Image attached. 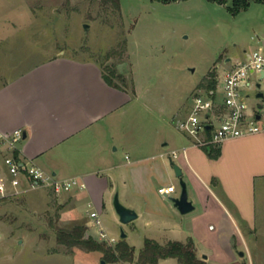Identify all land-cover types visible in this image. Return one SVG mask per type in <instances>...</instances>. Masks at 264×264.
<instances>
[{"label": "rangeland", "instance_id": "rangeland-1", "mask_svg": "<svg viewBox=\"0 0 264 264\" xmlns=\"http://www.w3.org/2000/svg\"><path fill=\"white\" fill-rule=\"evenodd\" d=\"M119 4L120 10L102 0H0V83L59 54L97 60L104 70L115 68L125 75V86L138 92L133 104L142 103L140 118L154 134L158 131L170 146L183 138L191 141L176 123L188 115L194 94L207 93L208 76L219 75L243 49H264V1L249 0L246 8L236 7L234 0H119ZM215 88L221 101V89ZM249 92L247 102L253 108L255 87ZM236 138H252L254 149L249 140L248 148L230 141L217 156L207 154L220 174L215 190L231 211L227 195L250 216L254 231L250 233L244 221L240 227L257 238V249L264 255V133ZM9 154L0 145L3 167ZM177 188L180 191L178 177ZM69 193L38 188L0 197V224L23 239L20 243L14 235L0 236V264H101L98 252L68 249L56 241L55 226L71 228L90 218L91 207L80 197L72 217H66L61 204ZM113 201L114 196L101 209L106 233L120 239L124 231L140 247L149 226L142 217L122 223ZM250 210L255 211L252 218ZM92 236L100 239L96 233ZM243 262L249 264L248 259Z\"/></svg>", "mask_w": 264, "mask_h": 264}, {"label": "crops", "instance_id": "crops-1", "mask_svg": "<svg viewBox=\"0 0 264 264\" xmlns=\"http://www.w3.org/2000/svg\"><path fill=\"white\" fill-rule=\"evenodd\" d=\"M246 52L243 49L230 58V65ZM134 99H138V92L127 86L110 85L95 60L55 55L0 83V133L22 129L25 137L17 142L14 150L22 161L38 165L60 178L75 176L85 181V189L70 191L66 202L61 204L67 218L74 214L79 197L87 201L90 211L97 210L101 217V209L111 203L117 190L123 204L137 213L135 219L142 217L144 226H149V233L138 248L129 241L128 235L125 237L136 253L145 238L162 244L191 238L197 256L208 264H243L244 259L249 264H264L263 252L257 249V238L248 236L240 227L244 221L249 232L254 231L250 216L227 195L234 207L231 211L222 193L220 196L215 190L220 185L215 178L220 174L207 155L208 147L195 145L190 137L191 141L183 138L170 146L158 131L154 134L146 119L140 118L143 105L133 104ZM250 139L236 138L212 146L220 150L233 141L248 148L252 142L254 149ZM183 148L186 155L180 152L177 158H171L170 150ZM171 162L182 170L194 205L190 212H179L171 200L180 192ZM0 172L6 175V168L1 164ZM168 185H174L175 191L161 195L158 188ZM29 190L34 189L24 179L17 188L9 185L10 195ZM250 215L254 217L255 211ZM78 224L87 227V234L97 231L91 217ZM10 234L16 241L20 239L0 224V236ZM65 254L71 256L73 252ZM156 264L181 263L177 258L168 257Z\"/></svg>", "mask_w": 264, "mask_h": 264}, {"label": "built area", "instance_id": "built-area-1", "mask_svg": "<svg viewBox=\"0 0 264 264\" xmlns=\"http://www.w3.org/2000/svg\"><path fill=\"white\" fill-rule=\"evenodd\" d=\"M257 74V77L254 75ZM264 49L257 48L245 53L243 58L235 60L224 74L216 75V86L220 87L222 100L216 98V88L208 89L205 95L196 93L192 97L188 115L178 120L176 127L193 139L197 146L209 147L220 142L245 135L264 133ZM260 84L258 87L257 85ZM255 87L257 102L251 108L247 98ZM257 92L263 96L258 97ZM206 125H210L207 130ZM24 136L22 129L11 133H0V144L11 153L4 158L6 175L0 172V197L10 195L9 185L17 188L24 179L29 188H48L54 193L85 189L86 183L79 177L60 178L33 163H25L14 150ZM186 155V149H172L169 154L175 159L179 154ZM175 191L174 185L161 186L158 192L169 195ZM89 216L97 227V235L108 244H115L118 239L109 236L102 226V219L97 210H91ZM118 264V263H116Z\"/></svg>", "mask_w": 264, "mask_h": 264}, {"label": "trees", "instance_id": "trees-1", "mask_svg": "<svg viewBox=\"0 0 264 264\" xmlns=\"http://www.w3.org/2000/svg\"><path fill=\"white\" fill-rule=\"evenodd\" d=\"M102 1L104 4H110L115 9L120 10L119 0ZM234 3L236 7L246 8L249 4V0H234ZM122 48L123 50L126 49V39H123ZM107 56L110 55L108 54ZM96 62L101 66L103 77L110 85L115 87L126 85L125 75L118 73L115 68L108 67L107 70H104L101 62L97 60ZM216 75L215 73H211L208 76V89L215 88ZM206 150L210 156H217L219 154V147L210 146V148H206ZM14 154L18 156L16 152ZM54 228L57 243L72 250L79 248L86 251H96L100 253L101 259L106 263L123 261L135 264H156L161 259L174 257L177 258L181 264H208L206 260L197 256L196 248L191 238L185 242L169 240L163 244L155 239L145 238L143 246L138 253H136L135 247L130 245L125 238H120L115 244L111 245L105 240H100L90 234H86L87 227L84 224H75L71 228L61 226H55Z\"/></svg>", "mask_w": 264, "mask_h": 264}, {"label": "water", "instance_id": "water-1", "mask_svg": "<svg viewBox=\"0 0 264 264\" xmlns=\"http://www.w3.org/2000/svg\"><path fill=\"white\" fill-rule=\"evenodd\" d=\"M258 87L260 84L257 85ZM258 97L263 96L262 92H259L257 94ZM206 129L208 130L210 128V125L205 126ZM25 137V134L24 136ZM209 149V147H208ZM172 168L175 172V175L179 178V184H180V192L177 196L171 197V200L174 204V206L179 210L181 213H187L190 212L191 210L194 209L193 201L191 198L188 196L187 192V184L186 181L182 177V170L180 166L174 162H171ZM114 208L119 215V219L122 223H128L132 220H134L137 217V213L135 210L125 206L119 199L117 192L114 195ZM127 234L122 231L120 238H125ZM240 255H243V252H240ZM101 264H106L104 260H101Z\"/></svg>", "mask_w": 264, "mask_h": 264}, {"label": "flooded vegetation", "instance_id": "flooded-vegetation-1", "mask_svg": "<svg viewBox=\"0 0 264 264\" xmlns=\"http://www.w3.org/2000/svg\"><path fill=\"white\" fill-rule=\"evenodd\" d=\"M257 93H259V92H257Z\"/></svg>", "mask_w": 264, "mask_h": 264}]
</instances>
